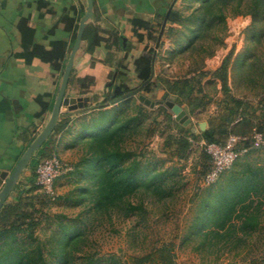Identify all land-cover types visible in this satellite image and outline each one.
<instances>
[{"label": "rangeland", "instance_id": "374dc122", "mask_svg": "<svg viewBox=\"0 0 264 264\" xmlns=\"http://www.w3.org/2000/svg\"><path fill=\"white\" fill-rule=\"evenodd\" d=\"M165 1V8H168L167 0H157V3L163 6ZM202 1L170 0L169 15L171 12L176 13L179 16L177 17L178 22L169 24L168 27L172 29V32L164 37V41L159 45L157 52L159 58L155 64L153 78L147 83L140 81L138 87L134 88L135 90H125L123 94L112 93L107 102L99 107L103 109L109 106L108 103L115 104L112 106L115 111L113 113L119 109L118 112L124 114L125 118L139 116V121L126 132V138L118 147L117 152L128 156L122 165L124 168L130 164L137 165V173L146 175L144 182H150L152 179H158L159 175H163L157 183L163 186L162 193L165 196L161 194L153 197L139 191L131 202L135 205L143 203L144 212L129 218L117 210L113 211L111 216L107 213L96 212L90 201V193L84 191L94 190L96 187L92 170L88 166L89 160H86L90 159L88 154L90 142L88 139L83 141L80 138L79 134L83 129L80 124L72 125L70 131H66L64 135H55L54 132L46 142L50 144H46L34 154L31 163L24 170L6 203V205L14 206L19 203L20 199L23 200L22 209L15 212L10 223L21 229L31 227L28 232L33 233L35 243L27 240V233L16 234V238L2 237L0 238V256L10 246L16 248L24 245L30 249L39 246L48 262L56 264L58 258L54 253H59V248L66 239L63 234L64 227L79 229L87 233L85 251L112 257L123 263L131 264L130 258H141L154 248L171 243L175 245L176 264H249L251 249L254 257L264 256V221L261 230L250 242V246L240 249L241 255L238 258L233 253L224 256L221 255L222 253H209V249L199 245L200 239L197 242L193 240L194 223L196 218L202 214L201 209L204 202L206 200L212 202V195L220 187H224L231 176H237L249 168H264V145H258L248 154L240 157L216 184L210 186L205 185L203 179L206 160L202 144L197 143L195 138L190 136L191 141L193 140L192 149L185 159L173 156L172 149L167 145L170 136L177 137L187 129H190V132L192 130L191 133L194 132L197 135L195 137H199L198 124L214 122L223 113L221 107L216 104L224 96L220 90L221 85L219 82L212 81L213 78L209 76L203 81L207 93L204 99L207 102L204 107L205 111L199 115L198 119L195 118L196 121L192 128L190 124L184 125L176 122V115L167 106L168 102L180 105L187 113L191 111L186 103L183 105L185 98L175 95V83L192 78L200 72H215L224 59L231 54L228 85L232 95L255 107L261 104L262 100L264 101V71L260 79L251 85L246 79L245 69L248 63L245 56L251 52L256 43L253 35L264 27V23H257L253 26L250 16H235L234 7H228L225 24L215 30L212 38L205 43L203 47L205 52L187 51L189 44L195 42V37L203 32V26L199 20ZM158 14L160 16L155 22L158 32L155 41L151 43L153 47L157 46L161 28L165 24L163 15L167 12L164 14L158 12ZM76 36L77 33L73 42ZM213 37H217L215 41ZM72 49L73 47L70 53ZM212 53L213 55L210 56ZM64 70L59 74L58 86L61 84ZM109 82L115 83L112 77ZM159 82L168 85L162 87ZM148 83L153 85L151 92L146 90ZM133 91H135L132 94L133 97L122 104L119 98L131 95ZM165 95L166 99H164ZM141 98L161 104L154 107L147 106ZM54 103L55 101L53 106ZM142 104L147 110L140 114L139 105ZM53 106L50 109L51 113ZM162 110L171 117V122L163 118ZM99 113L94 112L95 118ZM82 122H84L83 119L80 123ZM255 123V120L239 121L235 126V135L246 133L245 136L249 137L254 133ZM62 125L63 122L57 126ZM43 129L36 128L32 135H20L23 144L12 162L10 161L7 165L8 169L5 172L11 173L14 170L21 156ZM49 151L51 155L59 157L71 168L67 175L57 180L54 200L48 198L41 188L31 183L34 179L35 163L49 155ZM56 233H58L57 237L59 236L60 242L55 237ZM214 250L217 251V248Z\"/></svg>", "mask_w": 264, "mask_h": 264}, {"label": "trees", "instance_id": "16d2710c", "mask_svg": "<svg viewBox=\"0 0 264 264\" xmlns=\"http://www.w3.org/2000/svg\"><path fill=\"white\" fill-rule=\"evenodd\" d=\"M228 7H234L235 16H250L253 26L257 23H264V0H203L201 16L199 17L203 32L195 37V42L189 44L187 51L200 52L205 50L203 49L205 43L212 38L215 30L225 24L228 17ZM177 17L179 16L176 13L171 12L168 22L177 23ZM78 27L75 20L71 19L66 22V29L73 32L74 37L78 32ZM120 29L125 31L126 36L146 45L141 57L135 61L134 68L139 73L140 81L149 82L153 64H156L159 58L158 55L157 57L155 56V50L150 48L149 44L155 39L158 28L148 22L134 20L131 30H127L123 25L120 26ZM171 32L172 29H168L165 36H168ZM21 33L25 44L31 45V42L27 43L26 35L32 34V31L21 27ZM253 36L256 41L255 47L245 56L248 60L245 66L246 79L251 85H254L260 79L262 71H264V27L260 28ZM213 38L215 41L217 37ZM32 46V51L25 55L27 64H31L35 59H40L43 63L51 65L54 71L53 77H56L65 69L67 57L64 43H54L52 50H47L45 44H32ZM212 55L213 53L210 54V56ZM231 57L232 54L226 57L215 72H200L192 78L175 83L174 88L179 90L180 96L187 99H191L192 94L202 96L197 97L195 102H198L197 108H203L207 105V102L204 101L206 97L203 81L209 76L219 81L224 95L223 110L225 109V116L220 118V122L217 125L206 130L196 140L202 139L206 144L224 146L231 135L236 134V129L233 126L235 120L241 119V122L255 120L254 133L252 135L249 137L245 136L246 133L235 135L246 139L243 145L244 148L248 149L246 153L248 154L258 146L251 141L252 136L260 134L264 138V101L262 100V103L255 107L251 103L232 95L228 85V70ZM152 86L151 83H148L146 90L151 92ZM191 102H194V100ZM145 110L147 109L143 104L139 105L140 114H143ZM44 111L45 108H43ZM162 115L166 121L171 122V117L163 110ZM137 121H139V116L136 118H125L122 113L106 111L100 112L99 116L93 119L90 124H82L83 129L79 136L83 141L88 139L90 142L88 152L90 159L86 160H89L88 166H90L92 177L96 181L94 190L87 189L84 191L90 193L93 209L100 214L107 213L111 216V213L117 210L118 212H123V215L129 218L144 212L143 203L135 205L131 202V199L139 191H143L146 195L150 194L153 197L164 195L162 193L163 186L157 183V181L162 179L163 175H159L158 179L155 178L156 180L152 179L150 182H144L146 175L137 173V165L130 164L125 168L122 166L128 156L117 152L118 147L126 138V132ZM65 126H57L55 135L62 134ZM167 145L172 149L173 156L178 159H185L192 149L189 131H182L177 137L170 136ZM52 156L55 155H51L49 151V155H46L45 158ZM204 158L206 167L203 179L205 180L211 169V160L206 153ZM38 162L35 163V166ZM31 183L36 186L35 172ZM212 198V202L207 200L204 202L201 209L202 214L196 218L193 227L195 230L193 240L197 242L200 239L199 245L209 249V253H222L221 255L223 256L233 253L238 258L241 255L240 249L244 246L249 247L250 242L262 228V222L264 221V168H249L240 172L237 176H231L226 185L220 187L212 195ZM22 205L23 200L20 199L19 203L14 206H4L0 214V238L5 236L16 238V234L27 233V240L29 239V241L35 243L36 239L33 233L28 232L31 227L21 229L10 223L15 212L22 209ZM57 234H55V237L58 239L59 236L57 237ZM63 234L66 239L59 248V253H54L58 258L56 264H130L120 262L112 257L100 256L97 253L85 251L87 233L84 231L64 227ZM216 248L217 251L214 250ZM174 251L175 245L171 243L154 248L149 254L141 258H130L129 261L131 264H176ZM250 252L249 264H264V256L254 257L252 249ZM51 255H53V252H51ZM0 264H51V262H48L39 246L30 249L27 246L20 245L16 248L10 246L0 256Z\"/></svg>", "mask_w": 264, "mask_h": 264}, {"label": "crops", "instance_id": "0c3cea01", "mask_svg": "<svg viewBox=\"0 0 264 264\" xmlns=\"http://www.w3.org/2000/svg\"><path fill=\"white\" fill-rule=\"evenodd\" d=\"M157 4V0H94V17L86 28L81 49L76 56L58 123L63 122L67 132L72 125L80 124L82 127V124H90L95 119L94 112H115L112 107L115 104L108 103L109 106L99 108L107 102L112 93L132 91L138 87L139 73L134 65L146 45L126 36L120 26L131 30L134 20H142L156 27L155 22L160 16L158 12H167L163 15L165 24L161 28L159 44L157 43L156 47L152 46V42L149 44L150 48H154L157 57L159 45L164 41L165 33L169 29L171 2L167 0L168 8H165L166 1L163 6ZM86 11L87 0H0V171H7V165L12 162L22 146L20 135H32L36 128L43 129L47 124L51 117L50 109L60 87L57 84L59 75L53 77L51 65L43 63L40 59L27 64L26 53L32 51V44H45L47 50H52L54 43L62 42L66 46L68 58L75 42L74 33L66 29V22L72 19L79 26ZM21 27L32 31V34L26 35V41L31 42V45L25 44ZM111 77L115 83L109 82ZM212 81L219 82L215 79ZM159 83L162 87L168 85ZM203 88L206 95L204 85ZM134 92L119 98L120 102H127ZM175 95L181 97L179 90H176ZM197 96L192 94L191 99L194 102L185 97L183 105L186 103L190 113L173 103L186 113L190 128L195 124V118L198 119L205 111L204 107L197 108ZM166 98L165 95L164 99ZM144 102L151 107L161 104L151 102L147 98ZM223 102L224 96L216 103L223 111L221 117L225 116ZM116 106L118 108V105ZM221 117L208 124L199 123V137L217 125ZM87 118L91 120L90 123ZM82 119L84 122L80 123ZM239 121L241 119L235 120L233 126ZM65 130L60 135H64ZM191 132L189 131L190 136L194 137L197 143L206 144L202 139L197 141L196 138L199 137H195L197 135Z\"/></svg>", "mask_w": 264, "mask_h": 264}, {"label": "water", "instance_id": "95a60500", "mask_svg": "<svg viewBox=\"0 0 264 264\" xmlns=\"http://www.w3.org/2000/svg\"><path fill=\"white\" fill-rule=\"evenodd\" d=\"M93 17H94V0H87V11L79 23L76 40L73 49L70 53L68 62L66 64L63 77L61 80V84L59 87L58 95L56 97L49 121L45 125L44 129L40 132V134L36 137V139L31 143V145L21 156L14 170L11 173L0 171V214L4 206L6 205L9 197L13 193L15 187L17 186V183L21 178L24 170L31 163L34 154L45 145V143L49 140V138L57 128V125L61 118L62 104L69 85L71 74L73 72L76 56L81 49L86 28L88 27V24L93 19ZM154 72H155V64H153L152 67L151 79L154 76ZM141 101H144V98H141ZM146 103L148 104L147 101ZM167 106L176 115V121L184 125L190 123L188 120V116L181 109V107L176 106L173 103H169V102L167 103Z\"/></svg>", "mask_w": 264, "mask_h": 264}, {"label": "built area", "instance_id": "2783aa9c", "mask_svg": "<svg viewBox=\"0 0 264 264\" xmlns=\"http://www.w3.org/2000/svg\"><path fill=\"white\" fill-rule=\"evenodd\" d=\"M246 139L231 136L224 146L217 144H204V152L210 157L211 169L206 175L205 185L215 184L219 178L229 170L234 163L244 156L248 149L244 148ZM251 141L255 145H264V138L260 134H254ZM71 168L59 157L52 156L42 159L35 166L36 186L41 188L51 198H56V182L67 175Z\"/></svg>", "mask_w": 264, "mask_h": 264}]
</instances>
